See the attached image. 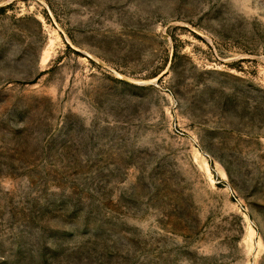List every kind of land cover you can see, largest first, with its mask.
Segmentation results:
<instances>
[{
  "label": "rangeland",
  "instance_id": "obj_1",
  "mask_svg": "<svg viewBox=\"0 0 264 264\" xmlns=\"http://www.w3.org/2000/svg\"><path fill=\"white\" fill-rule=\"evenodd\" d=\"M0 264H264V0H0Z\"/></svg>",
  "mask_w": 264,
  "mask_h": 264
},
{
  "label": "bare ground",
  "instance_id": "obj_2",
  "mask_svg": "<svg viewBox=\"0 0 264 264\" xmlns=\"http://www.w3.org/2000/svg\"><path fill=\"white\" fill-rule=\"evenodd\" d=\"M203 163H204V166H205V169L207 172H210V168H209V164H208V161L203 157ZM220 170V169H219ZM222 175H225V172L221 169L220 170Z\"/></svg>",
  "mask_w": 264,
  "mask_h": 264
}]
</instances>
